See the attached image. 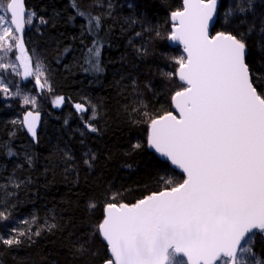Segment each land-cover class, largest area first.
I'll list each match as a JSON object with an SVG mask.
<instances>
[{
  "label": "snow or ice",
  "instance_id": "1",
  "mask_svg": "<svg viewBox=\"0 0 264 264\" xmlns=\"http://www.w3.org/2000/svg\"><path fill=\"white\" fill-rule=\"evenodd\" d=\"M69 6L68 22L80 25L81 47L74 59L86 74L104 72L102 52L113 46L117 26L121 34L140 26L141 31H134L127 41L138 55H147L145 45L153 41L180 45L183 53L162 52L159 57L174 64L173 70L160 75L175 86L170 103L176 114L150 111L135 97L131 107L139 116L133 122L147 125L146 144L137 142L131 150L147 147L158 154L156 164L165 173L159 178L161 189L134 203L119 202L124 193L111 192L101 218L91 223L88 241H73L69 233L71 243L65 247L72 257L89 253L95 257L87 244L98 237L107 253L103 264H264L253 251L257 236L264 238V71L260 70L264 69V0H181L180 7L170 12L166 30L145 23L147 17L118 16L113 0H88L84 7L80 0H69ZM127 8L134 5L128 3ZM221 21L222 26L234 25V30L216 31ZM48 23L35 11H26L25 0H0V93L22 96L23 103L32 106L22 120L11 123L26 128L34 143H38L39 93L22 95L19 82L11 92L5 79L14 73L34 82L40 93L45 89L52 93L47 65L35 49L29 53L23 38L26 26L39 32ZM137 38L144 43L137 46ZM71 51L66 47L63 55ZM132 85L133 93H139L135 80ZM145 87L152 90L151 83ZM64 102V96L51 100L54 108ZM74 108L81 114L91 109L87 120L80 118L89 132H97L91 123L97 119L96 106L75 103ZM64 156L67 165L72 157ZM0 157L12 163L11 173L7 164L0 163V204H7L32 183L30 176L21 178L17 171L34 168V154L9 139L0 142ZM95 159L92 153L84 164L91 169ZM96 207L89 201V211ZM10 216L7 208L0 210V221ZM21 223L28 227L4 225L7 235L0 234V264L10 250L35 244L34 237L63 230L47 219L33 229L35 216Z\"/></svg>",
  "mask_w": 264,
  "mask_h": 264
},
{
  "label": "trees",
  "instance_id": "2",
  "mask_svg": "<svg viewBox=\"0 0 264 264\" xmlns=\"http://www.w3.org/2000/svg\"><path fill=\"white\" fill-rule=\"evenodd\" d=\"M80 3L84 7L88 0H80ZM113 3L117 6L118 16L147 17L145 23L150 22L166 30L170 27L166 22L170 12L180 7L181 0H113ZM128 3H132L134 8L128 9ZM25 6L49 21L46 26H41L39 32L36 28H28L25 44L29 52L35 49V54L47 65L53 91L49 93L46 89L39 94L42 123L37 135L38 143L27 136L21 125L11 123L21 120L27 109L20 106L18 99L5 104L0 93V142L11 139L15 146L27 148L34 154L35 162L34 168L29 170L25 166L23 171H17L21 178L30 176L32 183L18 190L7 204H0V210L7 208L11 213L8 221H0V234L7 235L4 225L9 229L13 224L26 229L28 225L21 221H31L33 216L37 221L31 225L33 229L47 219L49 223L58 222L63 230L34 237L35 244L28 246L26 243L21 248L10 250L3 256V261L4 264H103L107 253L98 237L87 244L97 255L93 257L89 253L76 259L65 247L71 243L67 238L69 233H73V241L77 238L88 241L91 223L101 218L104 203L111 192L124 193L119 202L134 203L143 195L161 189L159 178L165 173L160 172L156 164L157 156L147 147L131 150L137 142L146 144L147 136V125L133 122L139 120V116L132 112L131 107L135 97L142 99L150 111L158 114L172 111L170 92L175 90V86L164 80L160 72L173 70L174 64L159 57L162 52L166 56L183 53L180 47H172L167 41H153L145 45L147 55H138L127 41L134 31H141L140 26L135 25L124 34L117 26L115 39L111 42L113 46L102 52L104 72L86 74L74 59L79 56L81 47L80 25L79 22L75 26L68 22L72 14L69 0H25ZM222 24V21L217 23L215 30H234V25ZM249 42L252 43L251 40ZM135 43L139 46L144 41L137 38ZM66 47L72 51L63 55ZM5 80L13 87L15 77L12 74ZM133 80L139 93L132 91ZM149 83L152 84L151 91L145 87ZM55 96L65 97L64 104L58 108L51 104ZM88 102L96 106L97 119L91 121L98 129L95 133L89 132L80 118L83 115L87 120L91 109L81 114L74 108L75 103L87 105ZM64 153L72 157L67 165ZM92 153L96 159L91 161L92 168L89 169L84 160L90 159ZM0 163L7 164V173L12 172L11 161L0 157ZM89 201L97 204L92 211L88 209ZM2 250L3 246H0ZM254 250L264 257V238L257 236Z\"/></svg>",
  "mask_w": 264,
  "mask_h": 264
},
{
  "label": "rangeland",
  "instance_id": "3",
  "mask_svg": "<svg viewBox=\"0 0 264 264\" xmlns=\"http://www.w3.org/2000/svg\"><path fill=\"white\" fill-rule=\"evenodd\" d=\"M33 28H35V27H33ZM26 29H28V26H26ZM29 53L31 54L32 52H29ZM36 55H37V54H36ZM39 57H40V56H39ZM16 63L19 64L18 61H16ZM20 71L22 72L23 69L20 68ZM12 75L15 77L14 85H13V87H10L9 84H8V87H9V89H10L11 92H15V91H16V87H15V85H16L17 82H19L20 85H21V89L23 90L22 95H29V96H32V95H37V93L40 94L39 89L35 88V86H34V82H33V83H29L28 81H23V80L21 79V77L16 76L14 73H13ZM46 75L48 76V73H47ZM30 79H31V78H30ZM5 83H7L6 80H5ZM45 90H46V89H45ZM1 96H2V100L4 101L5 104H9V103H11L13 100L18 99L19 102H20V106H21L22 108H24V109H32V110H33V108H32L31 105H25V104L23 103L22 96H9L8 94H4V93H1ZM35 110H36V111H39V96H38V105H37V108H36ZM253 251L256 253L257 257H259L261 260H264V257H261V256L259 255V253H258L257 251L254 250V245H253Z\"/></svg>",
  "mask_w": 264,
  "mask_h": 264
},
{
  "label": "water",
  "instance_id": "4",
  "mask_svg": "<svg viewBox=\"0 0 264 264\" xmlns=\"http://www.w3.org/2000/svg\"><path fill=\"white\" fill-rule=\"evenodd\" d=\"M25 8H26V6H25ZM26 11H27V8H26ZM26 31H27V29L25 28V32H24V34H23L24 41H25V33H26ZM169 44H170L172 47H180L181 50H182V46H180V45L172 44V43H169ZM25 47H26V44H25ZM30 110H32V109H27V110L24 111V113L22 114V118H21V120L23 119V117H24V115L26 114V112H27V111H30ZM172 111L174 112V114H176V113H175V110H174L173 108H172ZM41 123H42V113L40 112V120H39V122H38V124H37V135H38V132H39V130H40ZM22 128H23V127H22ZM23 130L25 131V133L27 134V136L32 140V137H31V135L27 132L26 128H23ZM32 141H33V140H32ZM148 150L154 153V150H152V149H148ZM154 154H155V153H154ZM155 155L158 156V154H155Z\"/></svg>",
  "mask_w": 264,
  "mask_h": 264
}]
</instances>
